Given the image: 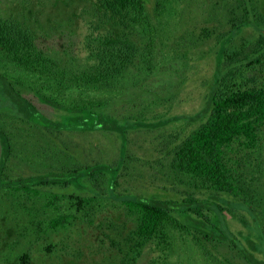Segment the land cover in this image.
<instances>
[{"label":"trees","instance_id":"16d2710c","mask_svg":"<svg viewBox=\"0 0 264 264\" xmlns=\"http://www.w3.org/2000/svg\"><path fill=\"white\" fill-rule=\"evenodd\" d=\"M233 1L243 17L232 20L228 34L220 37L212 52V73L200 86V107L189 115L114 117L103 112L107 103L101 100L73 101L69 95L66 98H71L70 103L58 101L45 92L51 90L65 96L69 90L91 85L114 88L131 69L138 68V45L126 39L109 44L103 41L101 50H93L88 56L95 63L91 76L90 72L63 74L58 62L38 48L33 34L19 23L1 18L0 52L20 75H11L0 65V190L8 198L39 199L42 189H75L78 194L69 198L57 194L46 197L43 208L55 214L47 222L50 230L65 228L78 218L88 221L87 217L101 205L106 208L108 204H117L133 221L130 242L135 241L140 248L156 241V248L167 252L157 260L161 264H169L172 231L190 237L200 247L204 264H264V213H256L252 208L258 203L250 200L254 197L250 190L253 183L251 179L246 182L244 170L254 160L264 129V79L244 88L233 89L224 84L234 70L245 64L264 67V28L250 19L254 13L252 7L249 10L250 0ZM96 5L108 20L126 23L125 27L148 22L144 0H96ZM250 27L258 33L257 40L231 50L233 40ZM149 70H154L152 63ZM25 76L34 83L36 77L52 82L46 87L42 84L38 89H26L20 83ZM175 124L183 135L171 146L167 141L165 147H172L168 170L174 175L173 183L180 184L179 193L176 188L171 189L169 197L123 192L128 165L139 161L129 153V134L162 132ZM26 129L53 137L82 133L113 135L119 141L118 157L113 163L74 161L45 173L12 176L11 163L17 158L16 138ZM227 217L245 231H229ZM115 247L123 252L119 242ZM221 247L227 253H221ZM212 249L216 253H210ZM140 255L135 253L128 264H135Z\"/></svg>","mask_w":264,"mask_h":264},{"label":"rangeland","instance_id":"374dc122","mask_svg":"<svg viewBox=\"0 0 264 264\" xmlns=\"http://www.w3.org/2000/svg\"><path fill=\"white\" fill-rule=\"evenodd\" d=\"M144 1L148 22L136 26L125 27L126 23L124 26L120 21L108 20L99 11L96 0H0V19L15 21L33 34L38 48L58 62L63 74L90 72L88 76H91L95 63L88 56L93 50H101L103 41L109 44L126 39L138 45L141 52L136 61L138 68L131 69L114 88L91 85L69 90L65 96L51 90L45 92L58 101L70 103L71 98H66L69 95L73 101L101 100L107 103L103 112L114 117L129 114L147 117L156 113L189 115L200 107V86L212 73V52L220 37L230 31L232 20L242 19L243 12L233 0ZM250 1L249 10L254 9L250 19L264 28V0ZM257 38L255 29L245 28L233 40L231 50L249 46ZM150 63L154 66L152 71ZM0 65L11 75H20L1 52ZM263 79L264 67L245 64L234 70L224 84L233 89L244 88L258 85ZM31 80L25 76L20 83L26 89H38L52 82L42 77H36L35 83ZM57 80L61 81L59 77ZM26 130L16 138L17 158L11 163L12 176L45 173L74 161L113 163L118 157L119 141L113 135L82 133L53 137ZM182 135L177 124L162 132L130 133L128 150L139 161L128 165L121 187L123 192L169 197L176 188L179 193L180 184L173 183L174 175L169 172L168 164L170 146ZM167 141L171 144L165 147ZM253 159L244 168L246 182L251 179L254 197L250 200L258 203L252 208L256 213H264V129ZM40 192L39 199L8 198L0 190V264H128L135 253H141L135 264H153L162 257L161 253H167L156 248V241L139 245L140 248L135 241L130 242L133 221L117 204H108L106 208L101 205L87 217L88 221L78 218L65 228L50 230L47 222L55 214L43 208L46 197L57 194L69 198L78 193L75 189L57 188ZM225 223L229 231H245L229 217ZM171 238L173 249L167 260L169 264H204L200 247L190 237L172 231ZM118 242L123 252L115 247ZM220 250L227 253L223 247Z\"/></svg>","mask_w":264,"mask_h":264}]
</instances>
